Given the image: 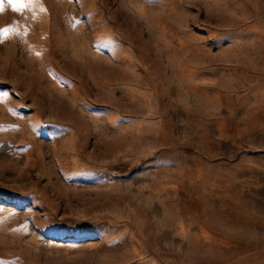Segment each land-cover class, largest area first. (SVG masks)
Here are the masks:
<instances>
[{"label":"rangeland","instance_id":"1","mask_svg":"<svg viewBox=\"0 0 264 264\" xmlns=\"http://www.w3.org/2000/svg\"><path fill=\"white\" fill-rule=\"evenodd\" d=\"M0 264H264V0H5Z\"/></svg>","mask_w":264,"mask_h":264},{"label":"snow or ice","instance_id":"2","mask_svg":"<svg viewBox=\"0 0 264 264\" xmlns=\"http://www.w3.org/2000/svg\"><path fill=\"white\" fill-rule=\"evenodd\" d=\"M5 0H0V11H3ZM34 0H7V3L12 6L16 12L23 11L26 7L30 6ZM4 31H7L6 29Z\"/></svg>","mask_w":264,"mask_h":264}]
</instances>
